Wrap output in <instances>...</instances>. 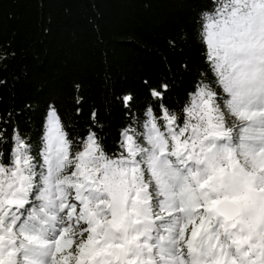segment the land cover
Masks as SVG:
<instances>
[{"label":"snow or ice","instance_id":"obj_1","mask_svg":"<svg viewBox=\"0 0 264 264\" xmlns=\"http://www.w3.org/2000/svg\"><path fill=\"white\" fill-rule=\"evenodd\" d=\"M200 18L214 79L201 72L182 109L164 102L175 75L145 80L160 112L122 128L115 151L91 128L73 139L55 107L36 154L13 126L0 264H264V0H215Z\"/></svg>","mask_w":264,"mask_h":264},{"label":"trees","instance_id":"obj_2","mask_svg":"<svg viewBox=\"0 0 264 264\" xmlns=\"http://www.w3.org/2000/svg\"><path fill=\"white\" fill-rule=\"evenodd\" d=\"M214 7L215 0H0L5 161L13 126L34 145L33 154L39 152L50 107L73 139L91 128L112 151L121 129L142 122L149 105L160 112L145 80L175 75L164 102L182 109L199 74L212 77L199 33L201 13ZM180 34L186 42L173 49L169 40ZM183 63L189 71L176 75ZM128 94L134 99L125 108L122 97Z\"/></svg>","mask_w":264,"mask_h":264}]
</instances>
